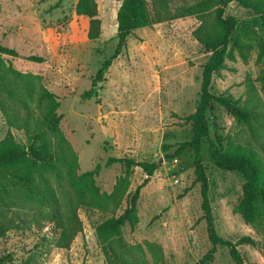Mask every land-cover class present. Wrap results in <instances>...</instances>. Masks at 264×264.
<instances>
[{
	"label": "rangeland",
	"instance_id": "1",
	"mask_svg": "<svg viewBox=\"0 0 264 264\" xmlns=\"http://www.w3.org/2000/svg\"><path fill=\"white\" fill-rule=\"evenodd\" d=\"M78 1L65 0L58 5L60 0H0V45L21 56L2 58L24 76L28 89H47L57 95L61 136L56 148L63 150L67 159H77L76 172L81 178L90 176L93 194L111 193L117 179L128 172L123 165L108 167L109 158L158 163V170L141 191L139 222L127 224L124 237L132 245H143L150 264H200L212 244L207 222L202 219L201 185L194 183L195 152L188 149L171 163L163 146L193 137L187 118L198 108L204 66L211 58L194 36L202 17L191 15L135 31L94 97L84 101L82 95L92 88L98 71L117 46V16L123 0H96L103 34L95 41L88 38L90 20L76 14ZM147 1L153 8V1ZM169 1L175 9L202 0ZM216 12V8L210 10L206 20L213 23ZM225 14L237 21L234 40L250 44L252 51L248 62L236 51L237 60L226 61V67L214 75L211 89L216 96L230 98L258 115L249 123H238L214 103L208 114L211 137L223 149L248 153L264 169V93L257 82L264 68V25L253 10L236 2L225 8ZM232 47L230 44L228 50ZM30 56L42 57L45 62L25 59ZM253 86L255 91H251ZM9 108L13 118L24 114L17 105ZM9 132L17 142L28 145L27 134L12 129L0 108V142ZM202 158L218 234L233 242L251 236L259 246H239L245 263L264 264V224L259 232L235 213L243 197L244 176L219 170L207 141ZM146 178L142 169L133 168L129 192L134 193ZM0 195L9 205L0 220L12 226L0 236L2 264H106L96 237L97 225L109 217L106 211L80 210L84 231L70 249H60L57 228L44 219L51 211L47 204L18 197L6 179L0 180ZM126 207L124 201L118 215ZM211 264L235 262L229 249L219 246Z\"/></svg>",
	"mask_w": 264,
	"mask_h": 264
},
{
	"label": "trees",
	"instance_id": "2",
	"mask_svg": "<svg viewBox=\"0 0 264 264\" xmlns=\"http://www.w3.org/2000/svg\"><path fill=\"white\" fill-rule=\"evenodd\" d=\"M65 0H60L58 5ZM153 8L147 0H123L117 16L118 43L112 56L107 59L98 71L92 88L82 95L84 101L91 100L96 88L105 81L113 63L123 54L128 39L135 31L157 24L174 21L191 15H201L202 23L194 32L196 40L211 53L210 60L204 66L202 89L199 105L195 113L187 118L192 123L191 140L163 146L165 158L174 163L184 152L191 149L195 152V184L201 185L202 219L207 222L209 240L212 249L200 262L211 264L219 246L226 247L235 264H246L239 250L241 245L257 248L259 243L251 236L239 238L236 242L222 238L216 228L209 197V179L203 163L202 150L205 141L210 147V154L215 166L225 172H237L244 176L243 197L235 213L240 214L248 225L261 232L264 224V169L257 159L248 153L227 148L223 149L211 137L212 124L208 117L214 103L224 107L238 123L251 122L258 113L248 107H240L230 98L216 96L211 89L214 75L226 67V61L237 60L235 52L244 62L249 61L252 46L240 40H234L237 21L226 16L225 8L233 2L253 10L264 25V0H202L193 5L172 9L169 0H152ZM221 6L219 9L218 7ZM216 8L214 22L206 20L205 15ZM76 14L90 20L88 38L98 40L103 34L102 21L99 18V6L96 0H79ZM233 47L228 50V46ZM21 57L12 48L0 45V108L7 115L12 129L24 131L28 136V145H23L9 134L0 142V180H8L18 197H29L40 200L51 208L45 220L57 228L60 249H70L76 238L84 231L80 210L99 208L106 211L109 217L96 227V237L105 256L106 264H150L143 245L130 244L124 237L123 229L127 224L139 222L137 204L141 191L149 184L158 170V163L137 162L126 158H109L107 166L123 165L128 169L125 176L117 179L111 193L93 194L90 188V176L81 178L77 174V159L69 160L63 150L56 148V139L61 136L58 111L61 103L56 94L44 89L34 92L24 84V76L7 65L2 56ZM263 55L261 54L260 60ZM29 61L43 63L44 58L30 56ZM257 82L264 93V68ZM255 87L251 91H255ZM17 105L23 115L13 118L10 105ZM62 140L64 138L62 136ZM140 168L147 175L144 182L134 193L131 187V170ZM4 179V181H3ZM127 201V207L121 215L119 210ZM263 209V210H262ZM9 211V205L0 195V217ZM11 224L0 220V236L12 230ZM164 258V256H162ZM0 264L2 262L0 261Z\"/></svg>",
	"mask_w": 264,
	"mask_h": 264
},
{
	"label": "water",
	"instance_id": "3",
	"mask_svg": "<svg viewBox=\"0 0 264 264\" xmlns=\"http://www.w3.org/2000/svg\"><path fill=\"white\" fill-rule=\"evenodd\" d=\"M162 162H163V159L159 163H162Z\"/></svg>",
	"mask_w": 264,
	"mask_h": 264
}]
</instances>
